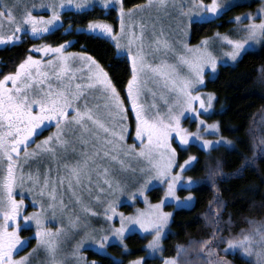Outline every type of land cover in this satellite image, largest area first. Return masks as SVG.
<instances>
[{
	"label": "snow or ice",
	"instance_id": "obj_1",
	"mask_svg": "<svg viewBox=\"0 0 264 264\" xmlns=\"http://www.w3.org/2000/svg\"><path fill=\"white\" fill-rule=\"evenodd\" d=\"M156 2L161 6H166V0H156ZM152 3L153 0H149L147 5H137L133 9L125 11L122 0H120L119 33H114L113 26L104 21H90L87 28L92 32L99 31L112 37L115 47L121 49L124 47L120 43V38L121 35L125 34V16L131 17L134 10L151 7ZM85 4L93 6L90 4V0H60L59 4H41L40 7H47L52 11V15L45 19L42 16L32 15L31 9L27 6H25L22 14L17 17L15 15L17 5L14 3L10 6L5 3L0 6V29L3 28L4 21L12 27L11 34H0V42L19 39L17 33L23 31L25 25L30 27L32 33L49 32L48 26L54 25L56 21L60 20L58 9L65 5H74L75 8L81 9ZM111 4L112 0H102L104 7H110ZM231 6L233 5L227 4L225 8ZM31 7L35 8L36 6L32 5ZM192 7L210 14H217L222 10V6L217 0H212L210 4H204L203 0H197ZM258 12L260 13L258 17L251 13L234 17L237 23L245 18L249 20L247 25L242 26L245 33L242 38L233 39L228 35L216 34L221 42H226L231 47V51L225 55L232 60H236L243 51H246V46H249L250 42L264 41V8L259 9ZM137 28H139V32H137ZM144 33L143 24L128 26L126 33L128 37L127 53L131 55V76L127 81L125 90L131 109L135 111V137L139 138L141 145L139 149L135 145L126 144L125 134L128 127L126 112L128 109L116 85L93 57L86 53L65 52L71 43L70 41H65L56 46L44 44L39 48L33 45L32 47L38 52L51 54L53 58L43 60L28 55L17 65L15 72L5 74L0 78V264H30L29 257L33 253L19 258L14 256V251L22 250L24 241L29 239L19 235L22 227L19 222L21 219L25 222H35L34 238L37 239L38 248L42 247L46 251L50 264H61V261L57 259V252L62 230L58 228L53 231L45 226L43 205L40 206V211L27 215L22 214L25 181L38 188L41 196H45L53 202L59 200V203L63 205V198L60 194L61 188L71 193L78 200L77 189H83L85 181L88 185L92 184V165H95L97 160L103 161L109 158L115 160L116 156L113 153L123 151L146 161L147 167L141 170L144 182L137 189L138 192H143L150 181L155 178L167 183L165 197L175 196L176 185L182 179H186L190 183H197L192 177H182V172L186 170V166L191 167L192 161L197 158L189 156L183 163L177 162L176 149L170 143L174 133L182 145H187L189 138L194 135L202 140L204 149H210L222 143L231 145L232 142L225 138L216 141L205 140L199 133H191L182 128L183 110L174 112L169 106L165 115H160L155 111L149 114L148 108L140 102L144 92L145 77L151 74L159 80L162 87L170 90L178 97V104L183 109L195 113L197 118L199 117V110L193 107L194 101L199 102L200 109L211 108L213 94H207L206 102L202 98V94L195 91L196 86L203 84L205 68L210 67V69L215 70L217 67V58L208 50L209 39L205 38L200 45L196 46L183 44L184 51L190 54L185 55L176 53L172 44L162 34L152 38L149 48L153 50L146 51ZM160 52L165 55L172 52L176 55L179 64L186 66L188 74L181 75L175 64L168 63L167 59H160L156 55ZM75 59L86 63L81 68L74 70L70 67V62ZM149 59H152L153 62H148ZM156 60L159 62H155ZM92 91L103 93L105 112L99 111L100 105L89 106L87 97ZM150 107L154 109L155 106ZM46 122H54L56 131L37 142L35 136L40 134L41 126ZM199 123L206 125L208 129H215L217 133L219 131L218 123L206 124L203 120H199ZM69 125L81 130L82 144L90 143L84 137H92L94 143L91 144V155L85 152L81 159L64 163L63 168L66 174L63 175L57 170L56 175L53 176L51 169L46 170L43 174L39 172L36 174L25 173L24 165L29 160L42 153L54 155L57 147H63L68 143L65 137ZM30 143L36 145L31 151L29 150ZM97 168L99 172H102L103 183L112 188L116 182L110 178L109 169L102 164L98 165ZM176 168L179 171L174 172L173 170ZM214 175H216L215 172L209 173V176ZM18 185L21 187L20 200H17L14 194ZM32 190V188L27 189L29 192ZM99 190L103 192L102 188ZM120 190L117 187L114 191ZM187 199L190 201L191 196ZM162 203L163 201L160 204L152 205L151 208L156 211L150 213L139 210L136 216L128 217L119 213L120 227L112 228L111 231L120 240H123L127 225L135 222L141 229H152L155 235L147 247L153 251L159 250L161 233L171 216V213L159 211ZM54 206V203L48 204V208ZM86 210L91 211L90 209ZM108 212H111L112 215L117 214L116 208L111 203L105 211L106 218L111 219ZM10 222H13L14 226ZM88 239L93 240L100 248H104L109 237L102 235L99 239L95 237H88ZM84 242L82 239L77 243L73 255H79V249ZM218 242L226 243L225 251L239 248L243 254L249 256L254 254L259 264H264V225L249 232L242 230L237 236L221 237L219 241L215 239V234H213L212 238L200 242L202 252H206L209 257H217L215 264H231V261L219 257L216 250L211 247L213 243ZM18 246H20L19 249ZM125 247L127 246L125 245ZM35 251L36 249L33 250V252ZM186 251L187 249L183 245H178L177 257L164 258V264H180L178 258ZM143 261L144 258H138L130 261L129 264H143ZM91 264H96V262L92 261Z\"/></svg>",
	"mask_w": 264,
	"mask_h": 264
},
{
	"label": "rangeland",
	"instance_id": "obj_2",
	"mask_svg": "<svg viewBox=\"0 0 264 264\" xmlns=\"http://www.w3.org/2000/svg\"><path fill=\"white\" fill-rule=\"evenodd\" d=\"M59 2L60 0H0V6L5 3L11 6L15 3L17 5L15 9V15L17 17L22 14V11L24 10L25 6H27L31 9L32 15L38 17L42 16L47 19L52 15V11L47 7H40V5L49 3L59 4ZM196 2L197 0H166V6H161L159 3L156 2V0H153L151 7H144L139 10H134L131 17L125 16V34L121 35L120 38V43L124 47H122L121 49H117V51L119 54L125 56L131 63V55L127 53L128 37L126 33L128 32V26L132 24L144 25V46L146 51L153 50L149 48V43L152 38L158 34H162L163 37L168 39V41L172 44L173 48L175 49L176 53H183L185 55L190 54L184 51L182 47L183 44L186 43L189 46H196L200 45L202 40L208 38V50L211 51L212 54L217 58V67L215 70L210 69V67H206L204 72L203 84L196 86L195 88V91L200 92L202 94V98L207 102V94H209L210 92L205 89L206 82L208 79H212L216 76L220 65L235 64L244 52L248 50H254L258 48L262 43V41L255 43L250 42V45L246 46L247 50L243 51L242 54L238 56L236 60H232L230 57L225 55V53L231 51V47L226 42H221L217 38L216 34L219 33L221 34V36L228 35L233 39L242 38L245 35L244 31L242 30V26L247 25L249 23V20L245 18L242 19L239 23H237L234 20V17L243 16V14L245 13H251L253 16L258 17L260 15L258 10L264 8V0H217V2L220 3L222 6V10L219 11L217 14L205 13L202 12L199 8H193L192 5ZM211 2L212 0H203L204 4H210ZM251 2H255V5H253L246 11L233 16L232 21L234 22V24L230 27L229 30L224 32H216L213 35L203 37L197 43H193L191 41L192 26L195 22H204L217 18L224 11L230 8H225V5L227 4H232L234 6L237 4ZM148 3L149 0H145L144 2L137 5H147ZM90 4L93 6L85 4L83 8L77 9L74 5H65L63 8L58 9L60 12V20L56 21L54 25L48 26L50 28L49 32L61 25L63 14L66 11H83L90 9L94 6H99L104 9L115 8L119 16L120 0H112V4L110 7L102 6V0H90ZM32 5H35L36 7L32 8ZM122 6L125 11L134 8V6L126 8L123 4V0ZM11 27L12 26L10 24L4 21L3 28L0 29V34H11ZM79 29L90 31L87 26L80 27ZM113 29L114 33L120 32L119 18L117 29H115L114 26ZM49 32L32 33L30 27L25 25L24 30L20 33H17V35L20 37L19 39L8 42H0V46L9 43H17L20 41V39L24 37V35H29L33 38H39L40 36L45 35ZM137 32H139V28H137ZM95 33L100 32L97 31ZM102 35H104L106 38L110 39L114 43L112 37L107 36V34ZM42 45H44L43 42L35 44L37 48ZM133 48H135V45H133ZM65 52L78 54L84 53L83 51H71L67 48L65 49ZM28 55H32L37 59L43 60L53 58L51 54L38 52L33 47H31L30 53ZM156 55L160 59H167L168 63L170 64H175L177 67V71L181 75L188 74L186 66L179 64L178 57L172 52H168L167 55H165L163 52H160ZM148 62L151 63L153 62V60L149 59ZM155 62H159V60H156ZM84 63L86 62L81 61L79 59H75L70 62V67H72L74 70L79 69ZM119 94L122 98H124L121 93ZM102 96V92L92 91L88 94L87 97L89 106L100 105L99 111L101 113L105 112V108L103 107L105 101L102 99ZM124 102L128 109L126 112L128 125L125 134L126 144L135 145L136 148L139 149L141 146L140 141L139 138L135 137V111L131 109L130 101L127 99V94L126 98H124ZM140 102L144 104L146 108H148L149 114H152V112L155 111L158 112L160 115H165L168 112L169 106L172 107L174 112H179L183 110L184 115L181 117L182 128L186 129L191 133H199L200 136H202L205 140L216 141L221 138H225L227 141L232 142L231 145L223 143L221 145L228 147L234 146V141L221 133L220 125L219 131L217 133L215 129H208L206 125H201L199 123V120H203L206 122V124H219L218 119L212 117V115L217 110H220L217 108L216 99L214 95L213 99L211 100V108H207L206 110L200 109L198 101L193 102V107L199 110V117L197 118V115L195 113H192L190 110L183 109L181 105L178 104V97L175 94H173L170 90L162 87L158 79L154 78L151 74H148L145 77L144 92L142 94ZM152 105L155 106L154 109L150 107ZM34 110L36 109L34 108ZM131 117L133 118V124L131 121ZM260 124V128H262L263 125L261 121ZM55 131L56 127H54L50 133H54ZM48 135L44 136L39 141L43 140ZM65 138L67 139L68 143L63 147H57L54 155L42 153L38 155L37 158L28 161L27 164L24 165L25 173L32 172L33 174H36L37 172H39L40 174H43L46 170L51 169L53 176L56 175L57 170H59L60 174L63 175L66 174L65 169L63 168L64 163L81 159L82 155L85 152L91 155V144L94 143V141L92 140L91 136H86L84 137V139L89 140L90 143L87 145L82 144L81 130L79 128L74 127L73 125H69L68 129L66 130ZM170 143L172 147L176 149L178 163H183V161L186 160L189 156H194L197 158V154L187 153L189 152L188 148L191 144H195L200 148L204 149L202 140L195 135L189 138V143L187 145H182L179 142L176 134L174 133L172 138L170 139ZM214 147L204 150L210 151ZM182 152L187 153V155L185 157H181ZM113 155L116 156L115 160L110 158L105 159L103 161L97 160L96 164L92 165V184L88 185L85 181L83 189H77V196L79 197L78 200L71 193L61 188L60 194L63 198V205H61L59 203V200L53 202L47 199L45 196H41L39 189L35 188L32 184L28 183L27 181H25L23 185L24 207L21 210L22 214L27 215L29 213L40 211V206L43 205L45 226L49 229H52L53 231L58 228L62 230L61 235L59 236V248L57 252V259L61 261V264H91V262L95 260L89 258L88 250H94L103 254H110L111 252L109 250V246L111 244H120L122 246H125L126 237L132 233H139L143 236H146L148 240L146 243V253L130 261H134L138 258H144V264L146 258H169L163 256L164 239L171 232V221L174 211L179 208H190L194 205L196 198L193 192V188L196 186L197 183H190L186 179H182L176 185L175 196L165 197L167 183L163 180L154 178L150 181V183L144 189L143 192H138L137 189H139L144 182V176L142 175L141 170L147 167L146 161H144L142 158L136 157L134 154L126 153L123 151L114 152ZM195 162L196 160L192 161L191 167L194 165ZM101 164L109 169L110 178L116 182L112 185V188L107 187L103 183L104 177L102 175V172H99L97 168V166ZM191 167L186 166V170L182 172V177H192L194 181H197V179L189 173ZM173 171H179V169L176 168ZM117 187L121 190L114 191ZM29 188H32L33 190L31 192L27 191V189ZM101 188L103 189V192L99 190ZM154 188H160L162 190L161 197L155 200L152 199L150 193L151 190ZM20 192L21 187L18 185L14 190L15 198L17 200L21 199ZM132 193H134L135 195H130ZM189 196H191L190 201L187 199ZM161 201H163V203L159 211L164 213H171V216L168 218V223L165 225L163 232L161 233L159 250L153 251L147 247L149 241H152L155 235L152 229H141L139 225L135 222L129 223L127 225L123 240H120V238L117 237L111 231L112 228L120 227L119 213H123L125 217L136 216L139 210H142L145 213H150L156 211L155 209L151 208V206L160 204ZM50 203H54L55 206L53 208H48V204ZM109 203H111L116 208L117 213L116 215H112L111 212H108V215L111 216V219H107L105 216V211L106 209H108ZM86 209H90L91 211H87ZM19 222L22 225L21 230L19 231V235L22 238L29 239L24 241V246L22 247V250H19L18 252L14 251V256L16 258H19L20 256H25L29 253H33L29 257L30 264H50L48 254L42 247L38 248L37 239L34 238V233L36 230L35 222H25L22 219ZM10 224L14 226L13 222H10ZM28 228H30L31 231L27 232L26 234H23V230ZM102 235H107L109 237L108 243L104 248H100L98 245L95 244L93 240L88 239V237H95L96 239H99ZM32 239H34L33 243H31ZM82 239L85 242L79 249V255H73L77 243H79ZM19 248L20 246H18V249ZM34 249H36L35 252H33ZM218 256L229 260V258L224 257L222 255ZM216 259V256L209 257L207 255V263L205 264H215ZM95 262L96 264H98L97 261ZM129 262L126 264H129Z\"/></svg>",
	"mask_w": 264,
	"mask_h": 264
},
{
	"label": "trees",
	"instance_id": "obj_3",
	"mask_svg": "<svg viewBox=\"0 0 264 264\" xmlns=\"http://www.w3.org/2000/svg\"><path fill=\"white\" fill-rule=\"evenodd\" d=\"M144 1L123 0V4L130 8ZM253 5L255 2L237 4L215 19L195 22L191 41L197 43L203 37L229 30L234 24L233 16ZM90 21H106L117 29V10L94 6L83 11H66L61 25L41 38L24 35L19 42L0 48V78L14 71L33 45L43 42L56 46L70 41L67 49L83 51L98 61L126 98L131 63L104 35L79 29ZM205 89L215 96L220 109L212 117L218 119L221 133L231 138L234 146L220 145L210 151L195 144L188 148L187 153L197 154L189 170L197 179L193 188L196 199L192 207L174 211L163 250L164 257H177V246L183 245L187 251L179 256L180 264L207 263V253L201 251L200 242L213 234L219 241L221 237L237 236L242 230L249 232L264 225V41L258 48L244 52L235 64L220 65L216 76L207 80ZM131 121L133 124L132 117ZM187 153L182 152L181 157ZM211 172L216 175L209 176ZM150 193L155 200L161 197L162 190L154 188ZM29 231L30 228L24 229L23 234ZM147 240L146 236L132 233L126 237L127 247L111 244L110 254L88 250L89 258L98 264H126L146 253ZM211 247L232 264H259L255 255L243 254L239 248L225 251V242L213 243ZM163 261V257L146 258L144 264Z\"/></svg>",
	"mask_w": 264,
	"mask_h": 264
},
{
	"label": "flooded vegetation",
	"instance_id": "obj_4",
	"mask_svg": "<svg viewBox=\"0 0 264 264\" xmlns=\"http://www.w3.org/2000/svg\"><path fill=\"white\" fill-rule=\"evenodd\" d=\"M42 36H44V35H42ZM42 36H40L39 38H41ZM31 37V36H30ZM33 38V37H32ZM21 40V39H20ZM14 44V43H13ZM44 44H46V43H44ZM7 45H11L10 43L9 44H5V45H3V46H0V48H5ZM24 60V59H23ZM16 71V69L14 70V71H12V72H15ZM11 73V72H10ZM6 74H8V73H6ZM5 75V74H4ZM3 75V76H4ZM2 76V77H3ZM1 77V78H2ZM55 127V124H54V122H46L44 125H42L41 126V128H40V130H39V132H40V134L39 135H36L35 136V140L38 142L41 138H43L44 136H46V135H48L52 130H53V128ZM36 147V145L35 144H32V143H30L29 144V150L31 151L32 149H34ZM38 156H36V157H34L33 159H35V158H37ZM32 160V159H31ZM30 161V160H29ZM27 164V163H26Z\"/></svg>",
	"mask_w": 264,
	"mask_h": 264
}]
</instances>
